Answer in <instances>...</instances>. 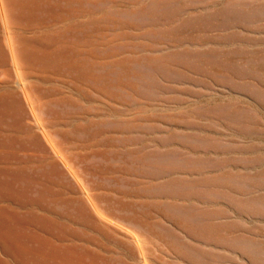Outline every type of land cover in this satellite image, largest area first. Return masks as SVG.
<instances>
[{
	"label": "rangeland",
	"instance_id": "rangeland-1",
	"mask_svg": "<svg viewBox=\"0 0 264 264\" xmlns=\"http://www.w3.org/2000/svg\"><path fill=\"white\" fill-rule=\"evenodd\" d=\"M43 2L23 31L0 0V84L75 244L94 264H264V0ZM21 34L57 64L21 62Z\"/></svg>",
	"mask_w": 264,
	"mask_h": 264
},
{
	"label": "bare ground",
	"instance_id": "bare-ground-1",
	"mask_svg": "<svg viewBox=\"0 0 264 264\" xmlns=\"http://www.w3.org/2000/svg\"><path fill=\"white\" fill-rule=\"evenodd\" d=\"M4 2L6 10L8 9L12 15L11 21L14 25L18 24L23 31L39 29L38 12L47 7L43 0ZM61 36L50 32L46 33L45 40L47 43L52 42L57 47H62ZM40 44L41 36L29 39L21 34L17 50L20 61L30 67L36 66L38 70L41 65L52 67L57 64L54 52L43 50ZM8 59V53L0 39V68H6ZM19 102L20 99L14 92L0 84V264H94V260H90L89 252L75 244V240L79 238L70 228V224L60 217L53 216V210L45 202L48 195L53 196L51 201L60 198L57 192L48 187L49 185L45 187L41 185L44 180L43 169L39 166L32 169L26 164L25 159L19 156L26 149L25 142L16 139L17 134L24 132L22 108H17ZM16 206L31 207L33 210L23 214ZM34 208L42 209L44 214L36 212Z\"/></svg>",
	"mask_w": 264,
	"mask_h": 264
},
{
	"label": "crops",
	"instance_id": "crops-1",
	"mask_svg": "<svg viewBox=\"0 0 264 264\" xmlns=\"http://www.w3.org/2000/svg\"><path fill=\"white\" fill-rule=\"evenodd\" d=\"M23 214H27V213H23Z\"/></svg>",
	"mask_w": 264,
	"mask_h": 264
}]
</instances>
